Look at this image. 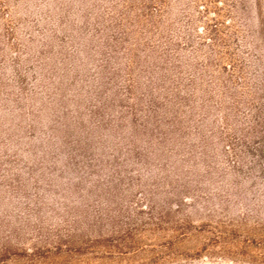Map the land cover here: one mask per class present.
<instances>
[{
    "label": "rangeland",
    "instance_id": "rangeland-1",
    "mask_svg": "<svg viewBox=\"0 0 264 264\" xmlns=\"http://www.w3.org/2000/svg\"><path fill=\"white\" fill-rule=\"evenodd\" d=\"M0 264H264V0H0Z\"/></svg>",
    "mask_w": 264,
    "mask_h": 264
}]
</instances>
